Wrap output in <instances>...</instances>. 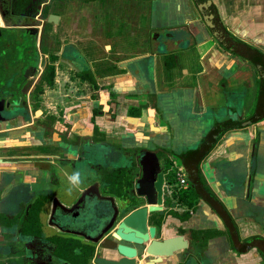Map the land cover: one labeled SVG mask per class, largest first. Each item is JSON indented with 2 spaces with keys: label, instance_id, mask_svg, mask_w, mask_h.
Here are the masks:
<instances>
[{
  "label": "flooded vegetation",
  "instance_id": "obj_1",
  "mask_svg": "<svg viewBox=\"0 0 264 264\" xmlns=\"http://www.w3.org/2000/svg\"><path fill=\"white\" fill-rule=\"evenodd\" d=\"M124 1L127 4L121 10L135 3ZM108 4L106 0H0V123L9 128L13 123H31L26 129L41 130V136L35 138L38 142L19 144L9 140L4 149L7 155L0 158L23 178L21 187L19 182L9 184L7 217L0 216V222L8 226L0 228V264H97L98 259L119 264L122 257L114 248L121 241L113 236L133 211L148 207L147 227L156 226L158 231L163 228L166 236H173L171 213L177 215L180 208H185L178 214L183 220L189 218H184L185 212L193 209L180 204L174 195L192 185L191 172L182 159L194 150L172 152L167 141L152 144L164 173L163 208L149 210L153 204L139 195V154L143 149L138 140L111 137L97 123L108 88L85 57L100 38L112 35ZM138 11L130 8L131 19L138 18ZM129 32L130 36L146 39L141 28H130ZM143 44L147 45V39ZM257 52L264 66V54ZM53 69L54 83L49 84L47 77ZM99 77L102 79V75ZM57 82H63L64 87H56ZM82 108L90 114H79ZM32 151L40 155L31 156ZM252 159L251 164L257 165L254 154ZM179 168L186 173V188L178 183ZM198 170L208 188L199 163ZM76 172L80 173V182L74 186L68 177ZM155 172L157 197L160 172ZM28 176L34 184L29 192L25 186ZM7 197L0 192V199ZM176 235L185 232L179 230ZM236 236L237 252L257 246L264 261L263 235L244 239ZM130 245L137 249L136 264H147L141 247ZM199 246L189 242L187 251L198 254L202 252ZM182 257L178 263L182 260L181 264H190L184 253ZM164 263L175 261L168 258Z\"/></svg>",
  "mask_w": 264,
  "mask_h": 264
},
{
  "label": "crops",
  "instance_id": "obj_2",
  "mask_svg": "<svg viewBox=\"0 0 264 264\" xmlns=\"http://www.w3.org/2000/svg\"><path fill=\"white\" fill-rule=\"evenodd\" d=\"M204 1L201 10L195 0H164L153 15V0H135L132 7L124 6L126 15L117 13L109 22L112 35L84 52L108 88L97 123L111 137L168 143L172 152L194 150L182 160L195 182L200 164L210 191L199 187L189 218L178 216L185 208L171 213V235L183 230L202 250L185 252L190 264H264L257 246L239 253L234 238L264 236V118L255 123L264 117V78L248 54L217 38L224 30L250 52L264 54V0ZM124 4L117 2V12ZM130 8L139 10V19L146 14L150 23L131 19ZM142 27L151 28L146 46L143 36L129 32ZM78 113L90 114L84 108ZM28 125L11 124L10 142H38L41 130ZM6 155L0 149V158Z\"/></svg>",
  "mask_w": 264,
  "mask_h": 264
},
{
  "label": "water",
  "instance_id": "obj_3",
  "mask_svg": "<svg viewBox=\"0 0 264 264\" xmlns=\"http://www.w3.org/2000/svg\"><path fill=\"white\" fill-rule=\"evenodd\" d=\"M197 5L201 10H203V6H206L204 0H195ZM217 38L223 44L229 46L233 50L245 52L250 56V59L255 62L259 67L261 66V61L263 60L260 52H250L249 49L237 42H235L229 34L220 30L217 33ZM260 60V61H259ZM264 62V61H263ZM264 73V70H261ZM0 127L4 130H0V149H6L9 146V134L12 135V130L9 131V127L4 123H0ZM18 130V129H16ZM19 143V142H18ZM20 144V143H19ZM139 147L143 150L139 154V162L142 166V176L139 179V195L146 196L148 203H152L149 210H161L163 207L161 204L163 203V184H164V173L163 168L159 165V158L157 152L152 150L154 149L151 143H138ZM1 169V178H0V192L9 190V184L14 185V183L19 182V186L23 184L22 173L17 172L13 169H9V162L0 161ZM158 169V182L156 183L158 188V196L155 197L154 183L153 180L155 178V169ZM28 180L26 183V191H31L34 187V184L30 180L29 176L26 177ZM23 193V188L20 190ZM3 196H8L7 199H0V216H6V206H9V191L6 194H2ZM160 205V206H159ZM147 215H148V207H144L141 209H137L133 211L129 216H127L124 221L121 223V226L114 233L113 238L117 241H121L117 244V247L114 248L121 255V262L119 264H136V256L137 249L130 244H136L138 247H141V253L146 255L143 259L144 263L147 264H165L164 262L168 258L181 259L182 253H184L189 248V241L185 235H173L166 236L164 229L162 228L158 231L156 226L147 227ZM9 219V218H8ZM5 223V222H4ZM0 222V228H7V224ZM100 240H93L94 242H98ZM197 243H200V240H197ZM112 248V247H109ZM181 252V253H180ZM180 253V254H179ZM100 254V253H99ZM193 252L190 256H193ZM186 259V258H185ZM184 259V260H185ZM99 261V262H98ZM182 261V260H181ZM97 264H110L104 263L99 259L96 261Z\"/></svg>",
  "mask_w": 264,
  "mask_h": 264
},
{
  "label": "trees",
  "instance_id": "obj_4",
  "mask_svg": "<svg viewBox=\"0 0 264 264\" xmlns=\"http://www.w3.org/2000/svg\"><path fill=\"white\" fill-rule=\"evenodd\" d=\"M54 73L55 72L53 69L47 77V82L49 84L54 83V76H55ZM196 166H197V169L195 168V170H194V173L197 176L196 182H195V180H192V182H191L192 185L188 190L187 189L181 190L179 192H176L174 195L180 201V204L186 205L188 208H194L195 205H197L198 200L201 196L199 187H201L203 190H208L207 186L205 185V183L201 179V176H200V173L198 170V163L196 164ZM189 216H190L189 211H186L184 214V218L189 217ZM234 227L237 228L236 226H234ZM234 238L236 239V238H238V236L235 235ZM263 253H264V251H263Z\"/></svg>",
  "mask_w": 264,
  "mask_h": 264
},
{
  "label": "rangeland",
  "instance_id": "obj_5",
  "mask_svg": "<svg viewBox=\"0 0 264 264\" xmlns=\"http://www.w3.org/2000/svg\"><path fill=\"white\" fill-rule=\"evenodd\" d=\"M107 2H109V4H108V6H109V8H113L114 9V12H112V11H108V15H109V17H110V20L111 21H113V20H115L116 18H117V13H123L124 15H126L128 12L127 11H125L124 12V10H120L119 12H117V2L119 1V0H106ZM127 2L128 1H130V0H126ZM80 2V1H79ZM143 2H144V0H143ZM164 2V0L163 1H160V0H153V8H154V10H153V15H156L157 13H158V10L159 11H161V7L163 6V5H161V3H163ZM168 2H169V0H168ZM79 4H82V3H79ZM122 4H123V2H122ZM144 6H146V5H144ZM158 6H160V8L158 7ZM145 8H147V7H145ZM124 15H123V17L122 18H124ZM99 18H101V16H99ZM147 18V15L146 14H144L143 16H141L140 17V19H142L143 20V23H145V24H148V23H150L149 22V19H146ZM138 19H139V17H138ZM139 19V20H140ZM80 29V28H79ZM84 29V28H83ZM124 29H126V28H124ZM149 29H151V28H149V27H142L141 28V31L143 32L142 34L143 35H145L146 36V39L148 40V38H147V34H148V32H149ZM153 29H155V28H153ZM154 34V33H153ZM152 33H151V35L154 37V35H153ZM146 39L144 40V42L143 43H145L146 42ZM150 39V38H149ZM99 52V51H98ZM78 53V52H77ZM55 85H56V87H64V85H63V82L61 83V82H57V83H55ZM5 206L7 207V208H9V206H7V203L5 204Z\"/></svg>",
  "mask_w": 264,
  "mask_h": 264
},
{
  "label": "built area",
  "instance_id": "obj_6",
  "mask_svg": "<svg viewBox=\"0 0 264 264\" xmlns=\"http://www.w3.org/2000/svg\"><path fill=\"white\" fill-rule=\"evenodd\" d=\"M177 180L181 187L186 188L187 186V178L186 173L183 169L179 168L177 170Z\"/></svg>",
  "mask_w": 264,
  "mask_h": 264
},
{
  "label": "clouds",
  "instance_id": "obj_7",
  "mask_svg": "<svg viewBox=\"0 0 264 264\" xmlns=\"http://www.w3.org/2000/svg\"><path fill=\"white\" fill-rule=\"evenodd\" d=\"M68 179L71 181V183L75 186L78 185L80 182V173L76 172L73 175L69 176ZM71 191V189H69Z\"/></svg>",
  "mask_w": 264,
  "mask_h": 264
}]
</instances>
